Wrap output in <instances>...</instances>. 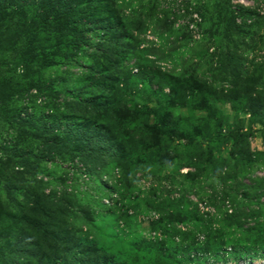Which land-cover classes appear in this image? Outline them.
Instances as JSON below:
<instances>
[{
	"label": "rangeland",
	"instance_id": "374dc122",
	"mask_svg": "<svg viewBox=\"0 0 264 264\" xmlns=\"http://www.w3.org/2000/svg\"><path fill=\"white\" fill-rule=\"evenodd\" d=\"M121 1L135 39L129 48L157 76H147L129 97L73 83L86 70L56 66L48 52L33 60L58 42L43 29L24 51L39 24L25 14L39 13V6L0 14V147L24 141L32 155L20 160L0 152V264H132V257L146 256L111 237V215L119 210L140 214L147 239L155 236L149 222L159 215L169 220L183 213L190 237L196 224L219 225L229 245L199 264H264V240L258 242L264 231V26L243 36L231 32L233 24L252 27L258 17L263 23L264 0ZM147 6L157 25L143 23ZM87 54L100 61L92 49ZM136 62L124 61V71ZM34 79L78 94L37 97ZM91 95L101 99L94 106L85 103ZM65 121L73 138L50 133ZM25 127L34 140L24 138ZM44 142L64 155L39 159L36 146ZM74 150L85 156L75 166L69 162ZM103 208L110 215H101ZM173 223L168 228H182ZM73 235L84 254L71 256Z\"/></svg>",
	"mask_w": 264,
	"mask_h": 264
},
{
	"label": "trees",
	"instance_id": "16d2710c",
	"mask_svg": "<svg viewBox=\"0 0 264 264\" xmlns=\"http://www.w3.org/2000/svg\"><path fill=\"white\" fill-rule=\"evenodd\" d=\"M120 2L122 3L123 1L120 0ZM47 4L52 5L50 9L45 7ZM31 6H35V8L39 6L41 10H39V13L33 11L25 14L28 17L27 20H31L32 22L37 16L39 24L33 28L34 30L28 39V43L23 47L24 51L32 46L31 42L35 35L41 34L43 30L46 31L47 38L58 42L50 47L47 46L45 49H40L32 57L33 60H40L41 56L46 54L45 52H48L56 66L72 69L84 68L86 76L82 73L76 80L71 78L73 83L80 84L81 81H86L89 86L93 87L94 85L96 88H101L106 92H112L113 94L116 92V95L129 97L133 93L136 95V93L140 92L138 86H143L144 79L147 76L150 75L152 78H157L156 73L151 72L150 68L138 60L137 52L132 51L133 48L130 49L131 47L128 45L135 39L127 26L128 16L120 10L122 7L119 5V0H0V14L14 9H21L23 11V9ZM142 11L146 12L143 23L147 24V27L158 24V18L154 15L151 7L142 8ZM200 15L202 16V14ZM258 18L254 21L252 27L245 26V23L244 26L233 24L231 32H236L243 36L246 32H249V29H253V31L259 29L261 26H264V22L262 23ZM24 19L22 15L23 22ZM154 20L156 21L153 23ZM229 21H232V18L229 17ZM4 23V19H0V28ZM2 46L3 43L0 44V48ZM89 49H92L99 55V62L95 61L92 55L87 54ZM126 49L128 50L126 51ZM60 54H63V56H59ZM133 60H137L134 67L135 72H133L134 68L124 71L125 66L122 63ZM144 62L147 63V61ZM111 70H115L116 75H110ZM101 78H106L107 81H99ZM110 82H112L113 87H108L106 84ZM30 89L35 92L37 97H47L49 94L54 93H62L66 96L78 94L75 89H71L68 85L50 86L46 81L40 79L30 81ZM145 89L154 96L157 95V92H151L146 85ZM190 94L195 98L200 93L190 92ZM98 100L101 99L91 95V97L85 100V103L94 106ZM60 120L64 121L65 118L61 116ZM23 122L27 123L29 119L27 118ZM66 122L54 127L50 133L54 132L59 139L66 138L69 134L73 138L74 132L70 133L71 131ZM28 125L30 126V124ZM24 130L26 131L23 132V135H25L24 138L27 140H34L37 137L36 134L30 132V129L25 127ZM44 130L48 132V129ZM145 134L148 133L146 132ZM216 138H220V135H214V139ZM23 142L1 146V157H3L2 155L11 158L15 156L17 159L26 160L27 156H32L30 153L26 154V151H24L22 147ZM36 148H38L37 154L40 155L38 156L39 159L47 158L51 160L58 155H64L63 149L52 148L46 142L41 146H36ZM69 155H71L69 162L74 166L76 163H83L85 158L82 150H74ZM53 161L55 162L56 160ZM168 184V187L163 190L165 194L171 193L172 186L171 183ZM2 189L3 186L1 185L0 192H2ZM222 199L223 201L227 200L224 191L222 192ZM118 212L120 213L111 215L113 221L116 223L115 228L111 229V237L117 243L127 245L135 253L138 252L137 248H139L138 253L144 254L145 252L146 257H142L141 255H136V258L132 257V264H161L162 260L167 261L166 264H199V260H202L205 255L214 256L213 249L221 250L229 245V243L223 241L219 225L217 228H211L208 225L196 224L198 232L193 237H190L188 233L183 231V228L188 229L190 227L183 213H179V219H173L171 214L169 215V220L168 218L164 220L161 215L153 219L149 222V227L155 236L147 239L140 233L142 227V223L138 218L140 214L134 210H119ZM100 214L103 216L110 215L109 211L104 208L100 210ZM231 214L232 212L228 213V215ZM175 221L182 228H168ZM88 228L87 226L84 228L85 231L82 232H87ZM170 231L173 232L168 233ZM77 237L78 235H73V243L69 245V251L72 253L71 256L85 253V249H79L82 246V241ZM89 238H91L90 234L85 236V240ZM263 240L264 231L259 236L258 242H263ZM191 252H197V254L192 256ZM97 262L98 264H113L105 259H99Z\"/></svg>",
	"mask_w": 264,
	"mask_h": 264
},
{
	"label": "built area",
	"instance_id": "2783aa9c",
	"mask_svg": "<svg viewBox=\"0 0 264 264\" xmlns=\"http://www.w3.org/2000/svg\"><path fill=\"white\" fill-rule=\"evenodd\" d=\"M227 208L229 209L228 211H229V213L231 212V210H230V206H227Z\"/></svg>",
	"mask_w": 264,
	"mask_h": 264
}]
</instances>
